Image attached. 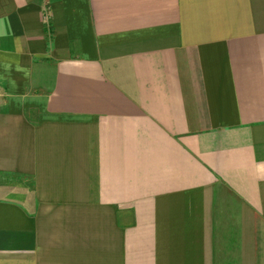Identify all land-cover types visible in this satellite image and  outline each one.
<instances>
[{
	"label": "crops",
	"instance_id": "crops-1",
	"mask_svg": "<svg viewBox=\"0 0 264 264\" xmlns=\"http://www.w3.org/2000/svg\"><path fill=\"white\" fill-rule=\"evenodd\" d=\"M0 264H264V0H0Z\"/></svg>",
	"mask_w": 264,
	"mask_h": 264
}]
</instances>
